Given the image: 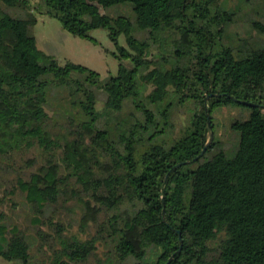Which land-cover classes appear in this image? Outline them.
<instances>
[{
	"label": "trees",
	"instance_id": "obj_1",
	"mask_svg": "<svg viewBox=\"0 0 264 264\" xmlns=\"http://www.w3.org/2000/svg\"><path fill=\"white\" fill-rule=\"evenodd\" d=\"M115 4L133 16L102 12ZM38 11L92 41L91 29L106 28L116 74L102 79L39 48L31 32ZM238 15L225 0H0V154L37 147L49 156L22 183L38 213L70 195L84 214L96 213L90 239L53 223L61 246L50 261L36 260L25 235L0 222V257L77 264L105 239L112 251L100 264H163L171 255L168 264H264V40L224 44ZM249 21L264 34V21ZM48 85L62 89L59 129ZM189 100L188 122L173 134V112ZM231 101L250 109L231 123L239 133L232 151L207 155L213 137L193 160L212 109Z\"/></svg>",
	"mask_w": 264,
	"mask_h": 264
},
{
	"label": "rangeland",
	"instance_id": "obj_2",
	"mask_svg": "<svg viewBox=\"0 0 264 264\" xmlns=\"http://www.w3.org/2000/svg\"><path fill=\"white\" fill-rule=\"evenodd\" d=\"M225 5L237 9L239 15L233 23L225 28L222 42L236 45L242 38L250 42L249 44H262L264 34L258 32L249 20L264 21V0H225ZM22 9L23 7H19L14 10L21 12ZM101 10L110 16L118 14L133 16L132 9L125 4L101 7ZM36 18L31 32L36 37L38 47L43 51L54 56L59 62L68 59L86 65L96 70L102 79L116 74L119 60L112 54L116 48L110 40L106 28L91 29L89 33L95 39L92 41L70 33L62 27L56 17L38 11ZM118 42L121 45H126L124 34L121 33L118 36ZM61 92L62 89L59 87L47 86L49 101L47 111L50 114H57L55 129H59L65 120L61 107ZM191 105L192 101L189 100L184 105L175 108L172 117L173 134H177L187 124L191 115ZM97 106H101V101H98ZM262 110L264 112V104ZM249 112L248 106L237 101L215 106L211 111L213 121L211 131L213 137L219 142L215 149L206 154L210 155L218 147H222L230 153L239 136L238 131L231 128V123L236 119L246 118ZM48 158L49 156L37 147L21 148L0 154V213L3 215L0 222L9 228L17 227L25 235L30 243V252L38 261L52 260L56 251L60 249V241L53 230V223L60 222L64 225L65 234L76 235L82 240L90 239L96 235L94 219L96 213L84 214L74 196L70 195L68 200H64L60 206L54 205L45 214L38 213L26 198L22 183L28 181L32 173L47 166ZM42 232H44V236L40 235ZM111 249V243L101 239L96 242L94 253L86 261L77 264H100L111 253ZM0 264H9V262L0 257Z\"/></svg>",
	"mask_w": 264,
	"mask_h": 264
},
{
	"label": "water",
	"instance_id": "obj_3",
	"mask_svg": "<svg viewBox=\"0 0 264 264\" xmlns=\"http://www.w3.org/2000/svg\"><path fill=\"white\" fill-rule=\"evenodd\" d=\"M207 98L208 97H206V99ZM242 102L247 103V104H250L249 102H245L243 100H242ZM206 114H207V123L210 124V122H209V120H210V118H209V111H207ZM212 138H213V133L210 130L209 131V137L206 140V142H205L202 150L199 152V154L196 157H194L193 160L197 159L199 156H201L204 153L205 149L207 148V145L210 143V141L212 140ZM186 162H188V161H186ZM179 242H180V246H179V248H180L181 247V237H180V233H179ZM172 257H173V255H171L163 264H168L171 261Z\"/></svg>",
	"mask_w": 264,
	"mask_h": 264
}]
</instances>
